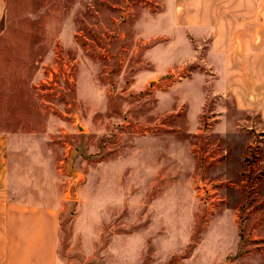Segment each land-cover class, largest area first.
<instances>
[{"label": "rangeland", "instance_id": "rangeland-1", "mask_svg": "<svg viewBox=\"0 0 264 264\" xmlns=\"http://www.w3.org/2000/svg\"><path fill=\"white\" fill-rule=\"evenodd\" d=\"M172 2L6 0L0 130L57 264H264V120L213 95Z\"/></svg>", "mask_w": 264, "mask_h": 264}, {"label": "crops", "instance_id": "crops-1", "mask_svg": "<svg viewBox=\"0 0 264 264\" xmlns=\"http://www.w3.org/2000/svg\"><path fill=\"white\" fill-rule=\"evenodd\" d=\"M171 5L174 13L186 11L185 0ZM188 5L195 13L191 30L209 29L213 95H229L238 110L257 112L264 120V0H189ZM5 12L6 0H0V26ZM9 151L8 134L0 130V264H57V205L16 187Z\"/></svg>", "mask_w": 264, "mask_h": 264}]
</instances>
